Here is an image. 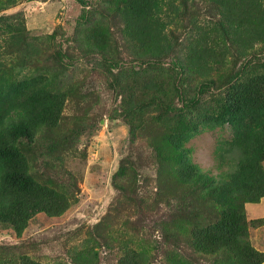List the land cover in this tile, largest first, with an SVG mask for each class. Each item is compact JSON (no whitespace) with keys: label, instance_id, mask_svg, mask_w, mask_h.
<instances>
[{"label":"trees","instance_id":"trees-1","mask_svg":"<svg viewBox=\"0 0 264 264\" xmlns=\"http://www.w3.org/2000/svg\"><path fill=\"white\" fill-rule=\"evenodd\" d=\"M77 1L82 7L75 29L84 26L96 27L99 31L95 45L87 51L100 56L105 71L116 79L115 86L121 89L119 94L124 98L135 94L132 87L140 92L132 102H122L120 112L131 138L138 135L148 139L150 156L156 165V198L164 203L154 225L160 228L163 239L178 245L184 243L196 253L212 255L218 264H262L264 252L251 244L248 229L249 225L260 224L263 219L248 220L245 204L256 203L264 196V49L260 57L257 48L245 53V46L251 44L249 36L232 32V29L226 34L233 37L226 48L237 50L239 54L230 50L231 61L241 55L246 60L239 67L234 63V69H229L227 74L206 79L207 58L201 60L198 49H191L193 43L188 41L191 58L181 61L180 58L175 60V56L170 64L172 71L180 75L175 82L164 77L162 67L159 73H151L135 82L127 78L126 69L117 74L111 72L119 66L117 44L100 24L104 21L102 17L90 25L92 14L87 8L92 3ZM112 1L114 7L108 6L107 12H112L114 18L117 14L123 17V31L126 35L128 30L127 40L134 42L131 49L135 60L146 66L135 71L131 67V74L148 72L160 64L159 58L173 52L174 42L178 40L167 30L171 21H164L160 16L162 0ZM213 1L219 13L226 11H221V3L225 2V7L227 0ZM242 1H247L249 11L257 10L254 18L261 20L263 29L258 26L256 36L263 47L264 0ZM13 2L0 0V10ZM230 5L228 3L230 10L229 14L224 13V20L234 28L237 17ZM25 33L23 18L0 15V34H4L3 40L0 38L4 42H0V225L19 234L37 212L56 216L70 206L72 194L65 196L55 186V180L40 172L36 165L40 156L34 153V145L49 146L54 149L53 156L63 158L64 150H68L66 142L76 137V123L81 121H74L75 127H67L63 121L65 103L67 99L77 100L79 83L75 80L61 83L58 79L73 67L62 62L60 50L56 51L58 56L56 53L45 56L43 61L38 59L41 49H35ZM238 36L241 49L236 46ZM210 54L211 51L207 56ZM149 55H157L158 59L150 60ZM252 55L256 60L251 59ZM192 73L202 74L204 79L191 83ZM150 76L156 82L158 78L174 84L173 96L164 99L157 95L154 88L157 83ZM125 86L126 90L121 88ZM145 94L147 97H142ZM220 124L228 125L231 137L224 141L217 154L215 167L221 171L212 176L190 159L185 143L199 127L212 128ZM41 160L48 169L58 166L55 158ZM129 169L132 170L129 161L126 164L121 159L114 173L116 189L128 195L131 192L128 184L132 185L137 179L136 174L130 175ZM122 180L125 183H120ZM133 194L137 201L143 200L137 192ZM0 252V264H41L25 254L7 255L8 246H0ZM139 254L126 247L116 264H144Z\"/></svg>","mask_w":264,"mask_h":264},{"label":"rangeland","instance_id":"rangeland-1","mask_svg":"<svg viewBox=\"0 0 264 264\" xmlns=\"http://www.w3.org/2000/svg\"><path fill=\"white\" fill-rule=\"evenodd\" d=\"M88 1L93 4L87 8L92 14L90 25L102 17L104 21L101 20L100 24L105 26L107 35L117 44L119 66L112 68L111 72L117 74L126 69L129 73L127 78L135 82L160 71H164V77L175 82L180 75L172 71L170 64L175 56V60L180 58L181 61L191 58L188 41L193 43L194 48L191 49H198L200 59L206 57L208 61L207 75L192 73L189 77L191 83L196 84L204 77L219 78L227 74L229 69H234V63L239 67L246 60L241 55L236 61H231L229 51L232 49L228 51L226 47L233 37L226 34L232 29V32L249 36L251 44L245 46V53L257 48L260 57V51L264 49L256 36L259 27L263 29L261 20L254 18L257 10L249 11L247 1L227 0L225 7V2H222L221 11H226L219 13L213 0H162L160 16L164 21H171L167 30L178 39L174 42L173 52L159 58L160 64L148 72L131 74V67L135 71L143 70L146 66L135 60L131 49L134 42L127 40V36H130L128 30L126 35L123 31V17L117 14L118 17L114 18L112 12H107L108 6L114 7L111 0ZM228 3L237 17L234 28L224 20V13L227 15L230 10V7L227 9ZM81 7L77 0H14L0 10V15L13 14L23 18L28 41L35 49H41L38 59L62 51V62L73 68L58 80L61 83L73 80L79 83L77 100L67 99L65 103L63 121L65 126L71 127L74 121L81 119L76 123V137L66 142L68 150H64L63 158H56L52 154L54 149L40 143L34 145L33 151L40 156L36 163L40 172L55 180V186L65 196L72 194L69 197L70 206L56 216L37 212L20 234L0 225V246H8L10 252L7 255L25 254L41 264H86L90 261L93 264H116L126 247L140 252L139 259L144 264H218L212 255L196 253L184 243L178 245L172 240L165 241L160 228L154 225L164 208V203L156 198V165L150 156L148 139L138 135L131 138L128 124L120 112L122 102H132L140 92L132 87L135 94L124 98L123 94H119L121 89L115 86L116 79L105 71L100 56L87 51L95 45L99 31L96 27L80 26L75 29ZM3 35L0 34L1 40ZM239 44L238 36L236 46L241 49ZM210 51L211 54L207 56ZM232 52L239 54L237 50ZM149 56L152 57L150 60L158 59L157 55ZM251 59L256 60V57L252 55ZM159 67L162 68L158 72ZM160 78L163 79V75ZM157 80L159 83L154 80L157 83L154 87L156 94L164 99L172 97L174 84ZM121 88L126 90V86ZM230 137L231 129L227 124L199 127L185 146L194 163L209 175L216 176L221 171L215 167L217 154ZM45 157L55 158L58 166L52 170L42 165L40 161ZM121 159L126 164L129 161L132 168L129 169L130 175L136 174L137 177L132 185L128 184L131 199L127 192H121L114 185V173ZM262 163L264 168V160ZM122 182L125 183L124 180ZM134 192L143 200L137 201ZM245 212L248 220L263 219L260 224L249 225L248 233L251 244L264 252V196L256 203H246ZM86 257L87 260L82 261Z\"/></svg>","mask_w":264,"mask_h":264}]
</instances>
